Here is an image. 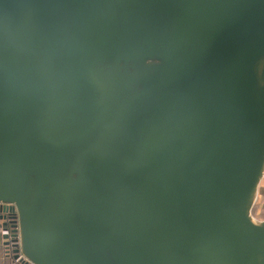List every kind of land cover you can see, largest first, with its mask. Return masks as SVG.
<instances>
[{"label":"water","instance_id":"95a60500","mask_svg":"<svg viewBox=\"0 0 264 264\" xmlns=\"http://www.w3.org/2000/svg\"><path fill=\"white\" fill-rule=\"evenodd\" d=\"M263 176L264 0H0L12 264H264Z\"/></svg>","mask_w":264,"mask_h":264},{"label":"crops","instance_id":"0c3cea01","mask_svg":"<svg viewBox=\"0 0 264 264\" xmlns=\"http://www.w3.org/2000/svg\"><path fill=\"white\" fill-rule=\"evenodd\" d=\"M255 212L258 214L261 211H264V176L260 182L259 189H258V197L256 201V205L254 206ZM0 264H6L2 262L0 259Z\"/></svg>","mask_w":264,"mask_h":264},{"label":"trees","instance_id":"16d2710c","mask_svg":"<svg viewBox=\"0 0 264 264\" xmlns=\"http://www.w3.org/2000/svg\"><path fill=\"white\" fill-rule=\"evenodd\" d=\"M253 215L258 220H264V211H261L260 213L257 214L253 208ZM0 259L2 260V262L6 263V264H12V262H13L11 259V256L5 255V248L1 245H0Z\"/></svg>","mask_w":264,"mask_h":264},{"label":"built area","instance_id":"2783aa9c","mask_svg":"<svg viewBox=\"0 0 264 264\" xmlns=\"http://www.w3.org/2000/svg\"><path fill=\"white\" fill-rule=\"evenodd\" d=\"M8 250H5V252L9 255V256H12L13 254H12V247L11 246H9L8 248H7ZM18 258H20V256L18 257ZM18 258H17V260H18Z\"/></svg>","mask_w":264,"mask_h":264},{"label":"rangeland","instance_id":"374dc122","mask_svg":"<svg viewBox=\"0 0 264 264\" xmlns=\"http://www.w3.org/2000/svg\"><path fill=\"white\" fill-rule=\"evenodd\" d=\"M256 205V204H255Z\"/></svg>","mask_w":264,"mask_h":264}]
</instances>
